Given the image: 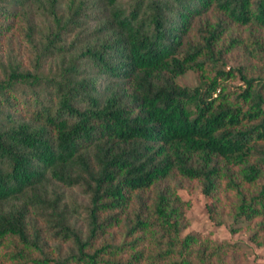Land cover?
Here are the masks:
<instances>
[{"label":"trees","instance_id":"1","mask_svg":"<svg viewBox=\"0 0 264 264\" xmlns=\"http://www.w3.org/2000/svg\"><path fill=\"white\" fill-rule=\"evenodd\" d=\"M29 11L34 67L0 62V264H241L182 236L193 185L264 246V0H0V44L32 43Z\"/></svg>","mask_w":264,"mask_h":264},{"label":"rangeland","instance_id":"2","mask_svg":"<svg viewBox=\"0 0 264 264\" xmlns=\"http://www.w3.org/2000/svg\"><path fill=\"white\" fill-rule=\"evenodd\" d=\"M28 22L35 26L32 43L26 41L25 36L21 34L22 30L25 29V21L23 23V29L21 28L11 36L9 39H3L0 44V62L5 60L7 56H14L21 61L24 68L32 69L35 65V56L37 53V47L43 40V34L46 32L47 17L36 13L35 11H29L27 17ZM32 20V21H31ZM15 27V28H16ZM14 28V29H15ZM233 62H229V65H233ZM54 59L42 62V68L47 70L48 67H54ZM1 70V69H0ZM1 77V74H0ZM179 81L182 84L188 86H194L197 83L196 73L187 72L182 76ZM231 84H239V80H232ZM178 195L185 201L189 202V207L185 212L188 225L182 232V236L195 232L202 239H209L215 243H229L235 245L237 254L240 257L241 264H264V246L258 245L251 239V230L246 228V224L233 223V219L230 215L224 214L222 216L223 223L217 225L210 217L207 211V198L202 193L199 185L192 187L180 188L177 191ZM68 201L72 204L85 203L86 198L78 190L68 192ZM76 219V216L74 217ZM77 225L81 226L83 222L77 217ZM237 228L238 226L243 227L235 231L231 228ZM231 253V252H230ZM229 253V254H230Z\"/></svg>","mask_w":264,"mask_h":264}]
</instances>
